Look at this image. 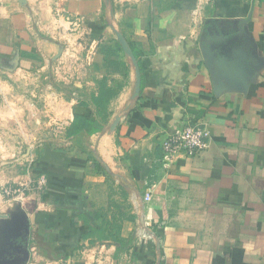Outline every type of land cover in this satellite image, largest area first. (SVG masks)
Wrapping results in <instances>:
<instances>
[{
	"label": "crops",
	"instance_id": "crops-1",
	"mask_svg": "<svg viewBox=\"0 0 264 264\" xmlns=\"http://www.w3.org/2000/svg\"><path fill=\"white\" fill-rule=\"evenodd\" d=\"M74 115L99 129L68 135ZM186 125L207 149L162 167ZM4 187L26 192L0 194V264L13 217L26 264H264V0H0Z\"/></svg>",
	"mask_w": 264,
	"mask_h": 264
},
{
	"label": "built area",
	"instance_id": "built-area-1",
	"mask_svg": "<svg viewBox=\"0 0 264 264\" xmlns=\"http://www.w3.org/2000/svg\"><path fill=\"white\" fill-rule=\"evenodd\" d=\"M78 62L75 57L68 56L67 62L57 70L62 72L65 77H67L66 75L69 71L70 78H75ZM209 138L210 132L205 126L186 125L174 131L161 142L162 167H168L170 162L178 155L191 157L204 152L208 147ZM46 187L47 180L44 176H39L32 185V189L37 192L45 191ZM25 192L26 188L20 187H4L0 190V194L5 200L12 201H20ZM151 199L152 194L146 192L143 196V201L149 203ZM31 253L34 254V249L31 250Z\"/></svg>",
	"mask_w": 264,
	"mask_h": 264
},
{
	"label": "water",
	"instance_id": "water-1",
	"mask_svg": "<svg viewBox=\"0 0 264 264\" xmlns=\"http://www.w3.org/2000/svg\"><path fill=\"white\" fill-rule=\"evenodd\" d=\"M118 44L121 47L122 52L124 53V55L132 62V64L135 67V72H136V83H135V96H138L139 91H140V86H141V80H140V74H139V69L137 67V62L136 59L130 49V47L128 46V44L126 43V41L124 40L123 36L119 33V32H115ZM118 120L115 121V123L113 124L112 128H114L117 124ZM6 218V217H4ZM10 221L13 222L12 226L14 225L15 221H16V227H10ZM9 222H6L5 225H3L4 228L8 229L11 237L18 239L19 238V242L17 243H12V250L16 249L15 251V258L10 262V264H26L28 259H29V251H28V228L25 226L26 223H24L23 225L25 226V229H22L20 223L22 222V219H20V217L14 219V217L10 220ZM23 223V222H22ZM21 227V229H20ZM22 230V231H21ZM19 231V232H18ZM21 231V232H20Z\"/></svg>",
	"mask_w": 264,
	"mask_h": 264
},
{
	"label": "trees",
	"instance_id": "trees-1",
	"mask_svg": "<svg viewBox=\"0 0 264 264\" xmlns=\"http://www.w3.org/2000/svg\"><path fill=\"white\" fill-rule=\"evenodd\" d=\"M133 55L136 59L140 57V53L135 49L131 48ZM121 51V50H120ZM122 53V51H121ZM123 55V53H122ZM99 129V125L87 115H74L73 122L71 124L68 135H74L81 132L87 134H93ZM94 231V230H92Z\"/></svg>",
	"mask_w": 264,
	"mask_h": 264
},
{
	"label": "rangeland",
	"instance_id": "rangeland-1",
	"mask_svg": "<svg viewBox=\"0 0 264 264\" xmlns=\"http://www.w3.org/2000/svg\"><path fill=\"white\" fill-rule=\"evenodd\" d=\"M121 1H118V3H120ZM85 36H88V32L86 31L85 33H84V37ZM88 49V48H87ZM62 73V72H61ZM62 76H64V79H62L63 80V82L62 83H68V82H70V75H69V71L67 72V77H65V75H63L62 74ZM75 77H76V73H75ZM38 78V77H37ZM45 78H47V77H45ZM44 77H42V78H38L37 80H35V82L37 83V84H42V82L44 81V79H45ZM48 92V91H47ZM28 264H36L33 260H31V261H29L28 262Z\"/></svg>",
	"mask_w": 264,
	"mask_h": 264
}]
</instances>
